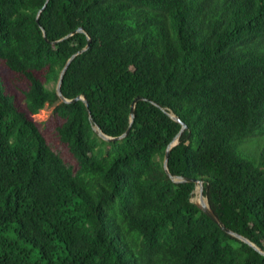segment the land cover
I'll use <instances>...</instances> for the list:
<instances>
[{
  "label": "trees",
  "instance_id": "obj_1",
  "mask_svg": "<svg viewBox=\"0 0 264 264\" xmlns=\"http://www.w3.org/2000/svg\"><path fill=\"white\" fill-rule=\"evenodd\" d=\"M252 138L264 0H0V264H264Z\"/></svg>",
  "mask_w": 264,
  "mask_h": 264
},
{
  "label": "water",
  "instance_id": "obj_2",
  "mask_svg": "<svg viewBox=\"0 0 264 264\" xmlns=\"http://www.w3.org/2000/svg\"><path fill=\"white\" fill-rule=\"evenodd\" d=\"M78 31H82V27H79L77 29ZM86 38H87V42H86V45L81 48L80 50H78L76 53L72 54L70 56V58L67 60V62L64 64V66L62 67V69L60 70L59 72V78H58V81L56 83V92H57V95L58 97L60 98L61 101H65V102H68V101H74V100H77V99H82L85 103L86 106H88V103L86 101V99L84 97H80V96H76L72 99H66L62 93H61V89H60V86H61V81H62V77H63V74L70 62V60L74 57V55H76L77 53H81L83 52L84 50H86L88 47H89V44H90V37L88 35H86ZM139 98L136 97L133 99L132 103H131V106H130V119L132 120L133 117H134V113H133V109H134V104L135 102L138 100ZM89 112V111H88ZM89 117H90V112H89ZM172 117L178 121L179 123H181V128H180V131L178 132V134L176 135V137L167 145L166 147V150H165V155H164V161H163V166H164V169L165 171L168 173V169H167V160H168V153H169V150L171 148V146L175 143L176 141V138L177 136L180 134V132L186 127V124L176 115H172ZM129 127L126 129L125 132H123L121 135L119 136H115V137H109V136H106L104 135L100 128H96V131L98 132L99 136H101L103 139L105 140H117V139H120L122 138L128 131ZM175 179L177 180H190V181H194L197 183L198 185V190H199V198H200V201L199 202H196L194 201V203L197 205V207L202 210L205 214H207L213 221H215L219 226L220 228H222L223 230L229 232V233H232L234 235H236V233L232 232L230 229H228L227 227H225V225L219 220V218L217 217V215L214 213V211L210 208L209 204H208V201H207V198L203 196V189H202V183L201 182H197L195 179H192V178H186V177H181V176H175ZM204 197V199H203ZM239 236V235H237ZM240 237V236H239ZM242 238V237H241ZM244 241L248 242L247 239L245 238H242ZM262 252V251H261ZM262 254H264V252H262Z\"/></svg>",
  "mask_w": 264,
  "mask_h": 264
},
{
  "label": "rangeland",
  "instance_id": "obj_3",
  "mask_svg": "<svg viewBox=\"0 0 264 264\" xmlns=\"http://www.w3.org/2000/svg\"><path fill=\"white\" fill-rule=\"evenodd\" d=\"M49 86H52V84H49ZM52 108H53V105H46L42 110H40L37 114H35L33 116V119L36 122L42 124V122L45 121L49 117V115L51 114ZM263 143H264V139L252 138V139H250L249 142H247L245 145L242 146L240 151L244 152L248 155H251ZM203 199H204V197H203ZM192 200L196 201V202L200 201L198 185L196 186V188L194 190Z\"/></svg>",
  "mask_w": 264,
  "mask_h": 264
}]
</instances>
